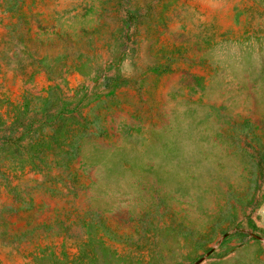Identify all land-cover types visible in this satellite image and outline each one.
Instances as JSON below:
<instances>
[{"label": "rangeland", "instance_id": "1", "mask_svg": "<svg viewBox=\"0 0 264 264\" xmlns=\"http://www.w3.org/2000/svg\"><path fill=\"white\" fill-rule=\"evenodd\" d=\"M0 264H264V0H0Z\"/></svg>", "mask_w": 264, "mask_h": 264}]
</instances>
